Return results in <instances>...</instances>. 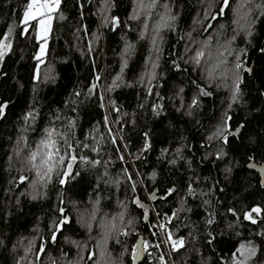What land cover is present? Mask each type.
<instances>
[{
	"label": "trees",
	"instance_id": "16d2710c",
	"mask_svg": "<svg viewBox=\"0 0 264 264\" xmlns=\"http://www.w3.org/2000/svg\"><path fill=\"white\" fill-rule=\"evenodd\" d=\"M206 1L158 0L159 7L152 10L149 27L159 20L158 13L164 12L165 4L176 20L175 31L163 29L160 33L161 52L156 70L159 75L152 81L150 96L146 90L147 81L142 84L139 77L145 71V58L152 48L153 32L147 28L141 38L144 15L130 19L136 5L139 7V0L136 4L133 0H108L113 7L107 15L119 18V26L115 30L111 26H101L99 9L103 0H61L60 8L53 14L52 31L43 57L45 63L41 65L37 83L32 81L37 63L33 57L39 46L34 37L35 29L30 27L27 38L13 33L12 50H7L0 61V103L7 101L5 115L0 117V264H16L17 260L20 264H27L29 260L34 264H66L67 261L76 264H121V261L132 264L135 235L119 237L121 243H117V237L112 235L104 243L102 220L105 223L112 221L121 211L125 212L124 224L129 219L133 220V227L140 236L146 240L151 238L153 244H161L159 250L149 249L152 261L159 264L158 257L163 255L166 264H170L162 241L166 233L156 230L160 237L157 240L150 237V229L151 225L158 223L156 213L159 212L161 217L171 215L174 208L180 207L181 197H184L185 209L190 211H181L167 225L173 238L182 236L185 240L184 248L170 251L173 264H223L225 259L230 264L231 253L238 245H247L249 241L256 248V256L248 264L253 261L264 264V234L257 235L264 233V218L253 213L256 224L243 219V214L250 212L253 206H264V183L257 171L247 167L249 156H253L251 161L255 164L264 162V95H261L264 93V53L260 51L264 48V8H256V5L264 4V0H251L253 9L247 13L254 18L252 35L245 38V32L241 31L231 44L235 52L244 50L241 59L248 69L240 71V102L232 103L231 108L229 90L220 80L209 84L199 71L193 72L192 66L183 62L187 59L188 33L202 40L223 24L224 36L231 37V9L236 0H230L231 7L225 10V15L218 16L209 32L202 34L209 3L213 4L208 11L210 16L219 11L216 5L222 2ZM26 2L0 0V37L10 24L19 25ZM61 15L63 19H60ZM196 17H200L197 25L194 23ZM93 33L100 38L93 43L89 55L88 44ZM212 43L215 44L214 37ZM125 44L132 45L128 53L122 52ZM122 54L127 60L122 73L124 83L107 91V85L120 72ZM152 55L155 58V53ZM173 60L179 64V69L173 66ZM228 60L233 61L234 56ZM45 74L49 79L45 80ZM94 75L100 76L99 86L88 94ZM192 80L200 83L210 94L200 97L199 107L193 115H187L188 104L196 94L190 83ZM180 88L184 89L183 93ZM76 92L80 93L78 97L74 95ZM157 93L163 97L162 100H158ZM101 96L104 97V108L100 107ZM113 102L118 112L113 111ZM154 103L163 106L159 115L152 110ZM178 108L181 111H177ZM29 111L36 118L26 125L23 117ZM225 113L232 117L231 130L243 124L242 132L228 144L214 140L209 145L205 133L218 124ZM57 114L60 120L56 119ZM105 116L110 119L117 140L121 141L115 148L124 156V163L108 143ZM69 120L76 125L73 144L76 140L85 141L86 135L87 143H94L93 136L101 142L103 159L110 157L112 160L108 166L109 176H103V163L91 167L78 161L73 165L72 178L67 179L64 186L54 180L42 197L32 200L25 194L31 191L27 182L17 184L10 181L18 179L25 168L24 158L28 149L36 147L43 130L53 126L60 128L62 124L66 126ZM25 127L26 132L23 131ZM144 133L148 134L150 147L142 151ZM21 135L27 138V147H24V141L17 144ZM17 147H20V156L15 153ZM218 150L226 153L219 160L216 158ZM83 154L91 159L99 158L88 150ZM76 155L81 153L77 151ZM171 160L176 163H169ZM125 168L137 186L135 194L131 191V183L122 175ZM225 168L231 171L226 173ZM76 172L80 174L75 175ZM152 173H155V178H152ZM23 174L30 175L27 171ZM109 178H119V183L105 184L103 181ZM189 183L197 192L195 197L184 195ZM169 188L174 192L165 196ZM149 194L155 198L150 200ZM134 195L149 209V217L145 218L144 209L132 203ZM162 196L163 200L160 199ZM61 200L70 224L57 234L55 244L46 243V251L36 261L40 239L48 235L53 209ZM203 200H208L209 204L204 205ZM230 206H234L236 216L227 212ZM209 213L213 214L211 224L207 223ZM93 214L95 219H92ZM115 222L121 223L119 220ZM36 229H39V234ZM32 239L35 241L33 250L25 256L24 249ZM62 252L68 255L62 256ZM89 252L93 254L91 260L88 259ZM137 264H150L147 254Z\"/></svg>",
	"mask_w": 264,
	"mask_h": 264
},
{
	"label": "snow or ice",
	"instance_id": "6c2138e0",
	"mask_svg": "<svg viewBox=\"0 0 264 264\" xmlns=\"http://www.w3.org/2000/svg\"><path fill=\"white\" fill-rule=\"evenodd\" d=\"M134 4L137 3V0H133ZM246 3L251 4V0H245ZM61 6V0H27L24 4L20 18H19V25L10 24L6 31H4L3 36L0 37V59L6 54V50H12L13 42L11 36L13 33L18 37L27 38V34L30 31V27L34 28V37L37 43L39 44L38 50L35 52L33 59L37 61L34 69V74L32 75V81L37 83L40 77V69L41 65L45 63L43 57L46 56L47 48H48V39L49 34L52 31V22H53V14L58 11ZM158 6V0H150V2L145 3L144 0H139V7L134 8L133 13L130 16V19H137L141 14L144 15V28L141 30V38L144 36L145 30H147L149 25V16L152 13V10ZM113 7L108 0H103L101 8L99 11L102 13L101 16V26L107 28L109 26L115 30L119 26V18L115 15L109 17L107 15V11ZM219 11L214 12L210 16L208 15V11L213 8V4L209 3L208 9L206 10L205 15V24L206 27L202 28V34H206L209 32L210 28L212 27V22L217 19L218 16L225 15V10L231 7L230 0H222L219 5H216ZM243 7V5H241ZM257 9L264 8V4L256 5ZM237 10L234 9V12ZM159 20L152 25V48L149 50L150 54L148 57L145 58V71L140 75L139 82L145 83L147 81V94L150 96L153 92L152 81L157 78L159 75L157 73V68L159 67L158 61L160 59V41L162 37L160 35L163 29H169L175 31V20L176 16L171 14V9L168 7L167 4L164 5V12L158 13ZM60 19H63V16H60ZM245 23H239V20H233V24H237V28L233 29V35L229 37H225L222 32H218L215 44L213 45V37L206 36V38L202 40H197L192 37L191 33H188V42L185 47V54L187 55V59H184L185 65H191L193 72L199 71L203 79L211 84L216 80H220L223 83L224 87L229 88L231 92L230 96V103L229 108L232 107V103H239L240 102V84L242 82L240 77V71H248L247 68L244 67L241 59V53H243V49L240 52H235L231 44L236 39V35L239 34L240 31L245 32V38L250 37L252 35V26L254 23V18L250 17L248 13L244 14ZM85 35L87 36V31L85 29ZM99 35L97 33L92 34V39L89 41L88 44V53L91 55L92 53V45L95 41L99 40ZM132 45L127 44L124 49V53L130 52ZM260 51L264 53V48H261ZM153 53H155V58H153ZM234 56L233 61H229L228 57ZM211 62V63H210ZM172 64L175 68L179 69V64H177L176 60L172 61ZM150 65V69H149ZM127 67V60L124 58L122 54V62L120 72L113 78L112 83L107 85V91H111L114 88L120 87L124 81L122 80V73L124 69ZM49 71L51 69L49 68ZM49 79V76L45 74V80ZM100 80L99 75H94L93 83L88 87V94H91L95 88H97L98 81ZM228 81H231L229 84ZM190 83L194 86L196 94L192 96L190 103L188 104L189 111L186 113L187 115H193L194 110L199 107V98L202 96H207L210 93L205 91L204 87L198 83L196 80L190 81ZM127 86L131 87V84ZM219 86V85H218ZM181 93L184 92L183 88L179 90ZM75 96H79L80 93H74ZM264 95V93H261ZM158 100H162L163 97H160L157 93ZM101 104L100 107L104 108L105 104L103 103L104 97L101 96ZM66 103H68L66 101ZM7 107V101L4 103H0V117L5 115V109ZM143 107V105H141ZM162 105L159 103L152 104V110L155 114L159 115L160 111L162 110ZM72 111H75V108H72ZM113 111H119L117 107H115L113 102ZM177 111H181V109H177ZM35 115L32 111L25 113L23 119L26 122L29 120L35 121ZM57 120H60L61 117L59 114L56 116ZM232 117L227 115V113L222 116L220 122L216 125H213L206 133L205 138L211 145V142L216 140L221 142L222 144H228L232 139L237 138L238 134L242 132L244 127L243 124L237 125L236 129L233 131L231 130L230 121ZM118 122V121H117ZM76 125L73 120H69L67 125H61L60 128L56 127H46L43 130V134L39 141L36 142V147L28 149V155L24 158L25 168L21 171L18 179H14L10 181V183H17L23 184L25 182L28 183L29 189L31 191L25 193L29 196L30 199L36 200L39 197L44 195V190H46L47 186L54 182V180H58V183L61 186H64L66 180L72 178L73 173V165L76 164L78 161L85 165L91 167H98L103 163L104 165V172L103 176H109L108 173V166L112 163L111 158L104 160L102 156V144L100 141H97L95 136H93L94 143L90 144L87 141L88 137L85 136V141L76 140L75 144L71 141L75 139V129ZM104 128L106 129L108 143H110L118 156V159L121 163H124V156L120 153L118 148L115 146L120 143V140H117L115 133L112 131L111 124L108 120V117L105 116L104 118ZM24 132L27 131V127L23 129ZM95 131V129H94ZM103 140V136L101 137ZM145 143L143 146V150H147L150 145L148 143V134L144 133ZM24 141V147H27V138L23 135L18 138L17 144L20 145V142ZM254 143V141H250ZM205 145H202L204 147ZM85 150H88L92 153L97 155V159H91L89 156L84 155L83 153ZM127 150V149H125ZM79 151L81 155L77 156L76 152ZM167 151V150H164ZM15 153L17 156H20L21 150L20 147L15 149ZM180 153V149H177V154ZM226 153L222 150H218L216 152V158L222 159ZM249 161L253 159V156L248 157ZM169 163H176L175 160L169 161ZM248 167H252L251 164ZM27 171L30 175H24L23 172ZM224 171L226 173L230 172V168H225ZM62 173V174H61ZM34 174V175H33ZM79 172H76L75 175H79ZM122 175L127 179L128 182L131 183V191L135 194L138 189L135 182L132 181V177L128 175V169L125 168L122 170ZM152 178H155V173H152ZM105 184L108 183H119V178L115 180L109 178L108 180L103 181ZM99 184V180H98ZM174 192L173 188L167 189L165 196H168ZM185 196H192L195 197L197 192L191 183L188 184L187 189L185 191ZM199 195L203 196L204 193H200ZM150 200L154 199L155 196L153 194H149L148 197ZM160 199H164V197H160ZM19 202V199H18ZM99 203V199L97 200V204ZM132 203L137 205L140 208L144 209L145 218L149 217L150 212L147 207H145L141 201L133 196ZM236 201L233 202L235 204ZM204 205H208V200H203ZM63 201H59V204L56 208L53 209V217L49 221L48 225V235L46 237H41L39 242V250L35 253V260L38 261L41 258V253L46 251L45 245L46 243L51 242L55 244L57 241V234L62 233V229L64 226L70 224V217L65 214V209L62 206ZM190 209H185L184 206V197L180 199V207L174 208L172 210L171 215L165 214L161 217L160 213L157 212V220L158 223L151 225L150 229V237L155 239H160L157 235L156 230H160L162 234L166 233L165 239L163 241L164 244L170 245V251L175 252L178 249H182L185 247V240L184 238L178 237L173 238L172 233L170 232L169 228L167 227L173 221V218L178 216L181 211ZM227 212L231 213L233 216H236L237 213L235 211L234 206H230L227 209ZM256 214V217L264 218V206H253L250 212H245L243 214V219L245 221H251L252 224L257 223V219L252 216V214ZM212 213H209V218L207 223L211 224L212 220ZM95 214H93L92 219H95ZM119 220L121 223H116L115 221ZM125 220V212L121 211L118 216L113 217L112 221H108L107 223H101V227L105 228L104 231V243H107V240L112 236L115 235L117 237L116 242L121 243L119 237L121 236H130L135 235L136 240L135 243L132 245L131 250V262L132 264H137V261L140 259L141 256L147 254L150 264H155L152 261V253L149 249H156L159 250L161 248V244L156 243L153 244L151 238L146 240L142 236H140L137 230L133 227L134 221L129 219L126 224L123 223ZM264 222V221H262ZM91 221L88 223V228L91 230ZM37 234H39V229H36ZM238 234V233H237ZM264 233H257V235H262ZM2 243V242H0ZM34 239L28 241V246L24 249L25 256L28 255L33 250L34 247ZM74 244L77 242L73 241ZM211 243V241H210ZM99 244V241H98ZM79 248V245L77 244ZM239 254V256H238ZM62 256H67L68 253H61ZM103 256L104 253L101 252ZM124 253H121L123 256ZM93 254L91 252L88 253V259H92ZM256 256V248L255 246L251 245V241L248 242L247 245L241 243L238 245L231 253L230 257V264H248V262L252 261V257ZM80 259H83L80 257ZM159 264H166V258L163 255L158 257ZM258 259V257H257ZM16 264H20V261L17 260ZM27 264H34L32 260H29ZM55 264V262H53ZM66 264H76L73 261H67ZM123 264V261H121ZM223 264H229V260L225 259ZM252 264H255L253 261Z\"/></svg>",
	"mask_w": 264,
	"mask_h": 264
},
{
	"label": "rangeland",
	"instance_id": "374dc122",
	"mask_svg": "<svg viewBox=\"0 0 264 264\" xmlns=\"http://www.w3.org/2000/svg\"><path fill=\"white\" fill-rule=\"evenodd\" d=\"M145 1H147V0H144V2ZM205 2H207L206 0H204ZM146 3V2H145ZM251 3H252V1H251ZM241 5H243V7H241ZM137 6L138 5H136V8H137ZM159 7V6H158ZM234 9H236L237 11L236 12H234ZM251 9H253V7H252V4H250L249 5V3H246L245 2V0H236L235 1V4L233 5V7H232V11H233V20H239V23H245V22H243L242 20L244 19V14L245 13H247V12H249V11H251ZM241 10V11H240ZM97 12V11H96ZM152 16H150L149 18H151ZM157 19V18H156ZM233 20H232V24H233ZM149 21L150 22H152L151 21V19H149ZM150 22H149V25H150ZM198 22H200V17H196V19L194 20V23H196V25L198 24ZM149 25H148V28H150V29H152V26H150L149 27ZM232 28H231V34H230V36H232L234 33H233V29L234 28H237V24H233L232 26H231ZM224 28H225V26L223 25V24H221V25H219V27H217L216 29H214L213 30V33H212V37H214L215 39H216V36H217V34H218V32H222L223 34H224ZM149 29V30H150ZM193 29V28H192ZM239 33H241V31L239 32ZM192 34V33H191ZM188 39H189V37H188ZM125 45H127V44H125ZM39 47V46H38ZM124 49H125V46H124V48H123V50H122V52L124 53ZM38 50V49H37ZM7 51V50H6ZM0 61H1V59H0ZM231 83V81H229V84ZM226 89H228L229 90V88H227V87H225ZM231 96V92H230V90H229V97ZM108 120L110 121V119L108 118ZM111 122V121H110ZM164 237H162V241H164ZM164 244V243H163ZM164 246H165V252H166V254L168 255V260H169V263L170 264H173L172 263V260H171V258H170V245H166V244H164ZM100 259V258H99Z\"/></svg>",
	"mask_w": 264,
	"mask_h": 264
},
{
	"label": "water",
	"instance_id": "95a60500",
	"mask_svg": "<svg viewBox=\"0 0 264 264\" xmlns=\"http://www.w3.org/2000/svg\"><path fill=\"white\" fill-rule=\"evenodd\" d=\"M213 22H214V21H213ZM213 22H212V24H213ZM206 26H207V25H206ZM206 26H205V27H206ZM249 164L252 165L251 168L248 167ZM248 165H247L248 168L257 171V173H258L259 176H260V181H261L262 183H264V162L261 163V164H255L253 161H250V162L248 163ZM142 258H143V256L140 257V259L137 261V263H138Z\"/></svg>",
	"mask_w": 264,
	"mask_h": 264
}]
</instances>
